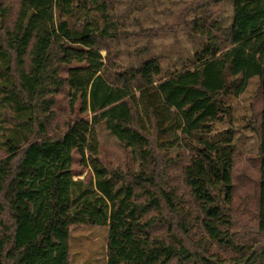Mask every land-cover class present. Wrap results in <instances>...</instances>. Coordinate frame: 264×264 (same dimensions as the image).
<instances>
[{
  "label": "trees",
  "instance_id": "1",
  "mask_svg": "<svg viewBox=\"0 0 264 264\" xmlns=\"http://www.w3.org/2000/svg\"><path fill=\"white\" fill-rule=\"evenodd\" d=\"M0 1V264H72V228L87 225L108 229L106 264H264V0H234L228 26L225 0H194L179 15L204 39L194 58L122 70L111 0ZM255 76L248 221L233 101ZM101 128L136 169L106 165Z\"/></svg>",
  "mask_w": 264,
  "mask_h": 264
},
{
  "label": "rangeland",
  "instance_id": "2",
  "mask_svg": "<svg viewBox=\"0 0 264 264\" xmlns=\"http://www.w3.org/2000/svg\"><path fill=\"white\" fill-rule=\"evenodd\" d=\"M17 5V0H10ZM194 0H111L114 8L111 12L117 21V37L109 40L117 70L136 65L150 55H163L164 67L181 66L185 59L194 58L198 46H203L202 36L192 29L193 14L188 13L181 23L185 6ZM1 2V1H0ZM219 24L232 23L234 0H225L220 7ZM177 23V24H176ZM176 24V26H174ZM172 27V28H170ZM144 28H152L150 37L140 35ZM1 41V39H0ZM107 49L102 50L104 56ZM193 56V57H192ZM169 58V60H168ZM106 62V60H105ZM260 80L257 76L250 80L245 93L234 99L235 127L237 131V151L235 174L244 187L237 192L234 207L250 220L256 209V185L258 179L257 153L259 141L248 127L251 101L256 102ZM139 96V95H138ZM142 109V108H141ZM65 116V115H63ZM101 158L109 168L128 171L137 168L136 160L129 150L123 149L116 139L104 128L100 129ZM76 178L85 179L91 175V167L83 166L77 159L74 164ZM108 229L101 226L73 227L70 237L72 264H106Z\"/></svg>",
  "mask_w": 264,
  "mask_h": 264
}]
</instances>
